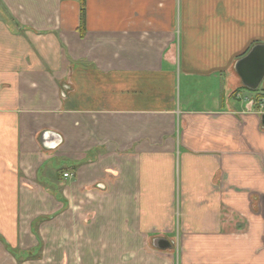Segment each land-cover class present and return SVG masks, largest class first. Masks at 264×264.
<instances>
[{"label":"crops","instance_id":"obj_1","mask_svg":"<svg viewBox=\"0 0 264 264\" xmlns=\"http://www.w3.org/2000/svg\"><path fill=\"white\" fill-rule=\"evenodd\" d=\"M81 25L0 0V264H264V79L235 68L264 0H86Z\"/></svg>","mask_w":264,"mask_h":264},{"label":"water","instance_id":"obj_2","mask_svg":"<svg viewBox=\"0 0 264 264\" xmlns=\"http://www.w3.org/2000/svg\"><path fill=\"white\" fill-rule=\"evenodd\" d=\"M236 71L242 79V83L250 90L256 91L264 79V43L255 44L246 55L235 64ZM253 101L248 104V110H252ZM264 124V114H262ZM155 247L159 249L171 248L173 243L165 237L154 240Z\"/></svg>","mask_w":264,"mask_h":264},{"label":"trees","instance_id":"obj_3","mask_svg":"<svg viewBox=\"0 0 264 264\" xmlns=\"http://www.w3.org/2000/svg\"><path fill=\"white\" fill-rule=\"evenodd\" d=\"M85 11H86V0H81V19H82V25L81 30H85ZM242 88H246L245 86H242Z\"/></svg>","mask_w":264,"mask_h":264},{"label":"built area","instance_id":"obj_4","mask_svg":"<svg viewBox=\"0 0 264 264\" xmlns=\"http://www.w3.org/2000/svg\"><path fill=\"white\" fill-rule=\"evenodd\" d=\"M239 95V94H238ZM240 96V95H239ZM247 99H249V98H247ZM258 104H257V106H258V110H259V112L261 113V114H264V97H261L258 101ZM70 175V173H68V172H65L64 173V176H69Z\"/></svg>","mask_w":264,"mask_h":264},{"label":"rangeland","instance_id":"obj_5","mask_svg":"<svg viewBox=\"0 0 264 264\" xmlns=\"http://www.w3.org/2000/svg\"><path fill=\"white\" fill-rule=\"evenodd\" d=\"M245 92H247V93H253L254 91H252V90H248V89H245ZM38 263V262H37Z\"/></svg>","mask_w":264,"mask_h":264}]
</instances>
